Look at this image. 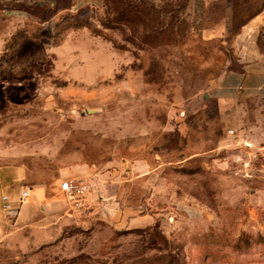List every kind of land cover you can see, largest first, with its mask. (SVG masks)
<instances>
[{
    "label": "rangeland",
    "instance_id": "1",
    "mask_svg": "<svg viewBox=\"0 0 264 264\" xmlns=\"http://www.w3.org/2000/svg\"><path fill=\"white\" fill-rule=\"evenodd\" d=\"M106 1L0 0V264H264V0Z\"/></svg>",
    "mask_w": 264,
    "mask_h": 264
},
{
    "label": "crops",
    "instance_id": "2",
    "mask_svg": "<svg viewBox=\"0 0 264 264\" xmlns=\"http://www.w3.org/2000/svg\"><path fill=\"white\" fill-rule=\"evenodd\" d=\"M17 3H27L29 5L37 4L38 1L41 0H16ZM45 1V0H44ZM79 2H85L86 5L88 4H95L98 0H78ZM263 27L264 28V6L256 17H254L247 25L242 27L240 36L250 37L252 33L257 29ZM240 73H234L231 79L238 81V87L241 89L253 90L256 92V95L264 98V55L257 52L256 54L253 53V60L248 62L243 68ZM228 80H225V84ZM233 89L230 86L223 87V90L228 92L229 90Z\"/></svg>",
    "mask_w": 264,
    "mask_h": 264
},
{
    "label": "trees",
    "instance_id": "3",
    "mask_svg": "<svg viewBox=\"0 0 264 264\" xmlns=\"http://www.w3.org/2000/svg\"><path fill=\"white\" fill-rule=\"evenodd\" d=\"M61 0H57V2H60ZM65 3H67V7H70L72 5L71 1L72 0H63ZM71 3V5H70ZM145 2L143 0H107L106 1V5L109 8V11L111 12V14L115 15L117 18H119L120 21L125 22L127 24H132L134 22V18L136 19L137 17L140 18L138 20V22L145 27L146 29H150L149 27H153L155 24H149V23H153L152 21H146V14L143 10ZM66 7V8H67ZM262 10V9H261ZM261 10L259 11V13L261 12ZM259 13L254 14V17H256L257 15H259ZM140 16V17H139ZM250 18V19H252ZM249 19V20H250ZM248 20V21H249ZM147 23V24H144ZM246 24V22H244L243 24L239 25V27H243ZM159 39V41H162L163 35L159 34V36H157ZM168 256V255H167ZM86 260L89 261L88 258H85ZM134 262L133 264H147L148 260L143 258V256L138 255V257L136 256V258L132 259ZM77 261H83L82 258H79L77 260H73L71 261V263H76ZM126 261V260H124ZM151 262H149L150 264ZM84 264H86L84 262ZM114 264H125L123 261H114ZM132 264V263H131ZM164 264V263H162ZM166 264H171L169 262H167Z\"/></svg>",
    "mask_w": 264,
    "mask_h": 264
},
{
    "label": "built area",
    "instance_id": "4",
    "mask_svg": "<svg viewBox=\"0 0 264 264\" xmlns=\"http://www.w3.org/2000/svg\"><path fill=\"white\" fill-rule=\"evenodd\" d=\"M43 3L53 6L54 0H45ZM229 134H233L232 131ZM59 190L64 194L65 198L68 201L79 202L86 195V188L83 186L75 185L72 181H64L60 184ZM29 193L27 191H22L19 197V203L28 198ZM77 204V203H75ZM3 209L7 212L8 215L12 217L17 215L18 208L8 199V197L2 198Z\"/></svg>",
    "mask_w": 264,
    "mask_h": 264
}]
</instances>
